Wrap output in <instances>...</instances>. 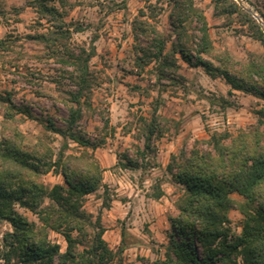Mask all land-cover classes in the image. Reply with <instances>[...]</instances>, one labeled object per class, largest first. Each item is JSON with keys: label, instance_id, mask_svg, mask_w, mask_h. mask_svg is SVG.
<instances>
[{"label": "trees", "instance_id": "1", "mask_svg": "<svg viewBox=\"0 0 264 264\" xmlns=\"http://www.w3.org/2000/svg\"><path fill=\"white\" fill-rule=\"evenodd\" d=\"M211 1L216 14L247 24L264 47V31L243 6L235 0ZM33 5L49 24L46 33L35 38L60 64L63 81L59 85L65 84L67 115L59 127L46 119V130L63 141L55 159L42 139L26 144L14 131L0 140V221L11 228L2 236L0 263L109 264L112 251L102 239L100 221L91 223V216L82 209L83 198L95 193L102 180V169L87 149L94 150L103 141H91L79 125L82 100L89 107V94L98 84L89 67L95 52L69 47L70 33L60 12L41 0ZM167 6L169 34L158 30L143 11L131 23L130 58L140 73L153 65L148 72L157 84L179 83V60L189 68H202L212 79L221 78L231 90L264 102V56L250 55L240 61L227 51L216 52L206 18L194 0H167ZM258 15L264 23V13ZM8 44L0 38V51ZM257 115L256 124L246 131L235 136L213 132L203 141L205 147H198L196 141L179 158L171 156L165 171L183 188V195L175 203L176 215L169 218L163 257L145 264H264V108ZM141 131L142 147L132 157L123 155L124 163L118 166L143 169L154 160L153 140L163 135L157 107L148 120H142ZM69 142L83 150L66 154ZM50 170L62 177V185L44 186L41 176ZM232 194L242 202L235 203ZM162 196L158 190L152 198ZM45 199L49 204L42 207ZM15 205L35 215L37 223L16 212ZM234 207L243 218L239 234L229 226L228 213ZM49 232L63 237L65 251L49 240ZM117 250L121 252L123 246Z\"/></svg>", "mask_w": 264, "mask_h": 264}, {"label": "rangeland", "instance_id": "2", "mask_svg": "<svg viewBox=\"0 0 264 264\" xmlns=\"http://www.w3.org/2000/svg\"><path fill=\"white\" fill-rule=\"evenodd\" d=\"M36 1L0 0V38L9 42L7 48L0 51V140L14 131L22 135L26 144L42 139L55 159L63 141L46 130L45 125L47 118L58 127L63 124L67 110L62 90L66 88L65 84L59 85L63 81L60 64L35 38L46 33L49 27L40 19L33 5ZM41 1L60 12L70 33L69 47L84 48L87 52L93 48L95 52L89 67L98 77V84L89 94V107L82 100L79 121L91 141H103L96 149H87L99 164L104 161L106 165L102 168L100 164L104 173L93 194L101 197L103 207L108 208L112 200L135 199L140 200V204L145 199L155 200L152 195L159 190L171 202L161 223L165 227L164 221H167L170 227L169 218L177 213L175 203L183 195V188L174 184L165 171L171 156L179 158L196 141L198 147H205L203 141L213 132L235 136L246 131L256 124L257 111L264 108V102L243 92L236 93L221 78L212 79L202 68H189L179 60L177 75L182 77L179 83L162 81L157 84L154 75L148 72L153 65L141 73L133 66L130 58L133 19L143 11L158 30L169 34L167 0ZM194 4L206 18L216 52L227 51L240 61L250 55L264 56V47L247 24L234 16L216 14L211 0H194ZM263 4V0L240 2L253 17L260 19L254 17L262 30L264 23L258 12L264 13ZM169 47L168 44L167 49ZM155 107L163 135L153 140L154 160L143 169L118 166V162L124 163L123 155L132 157L136 149L142 147V120H148ZM82 150L69 142L65 153L77 154ZM41 181L50 188L58 184L61 177L50 170L41 176ZM126 192L133 195L128 199ZM231 198L235 203L242 202L235 194ZM85 201L83 198L82 209L93 216L83 208ZM48 204L45 199L42 207ZM158 209L155 206L152 212ZM15 210L37 223L30 212L17 205ZM136 211L132 208L129 214L138 215L140 212ZM228 217L232 233L239 234L243 218L236 207L229 211ZM127 225L131 226V220L122 222L124 228ZM148 225L147 221L137 224L139 233L136 236L124 230L119 245L108 248L112 251L109 264H145L162 258L170 228L167 232L162 228L160 237H152ZM10 229L7 222L0 221V244L3 234ZM88 230L92 232L91 227ZM48 238L65 251L66 243L60 234L49 232ZM119 246H123L121 252L117 250Z\"/></svg>", "mask_w": 264, "mask_h": 264}, {"label": "crops", "instance_id": "3", "mask_svg": "<svg viewBox=\"0 0 264 264\" xmlns=\"http://www.w3.org/2000/svg\"><path fill=\"white\" fill-rule=\"evenodd\" d=\"M236 93H239V91H236ZM100 162H101L100 163L101 166H103L102 168H106V165H104V161H100ZM58 184L60 185L63 184L62 177H61V181ZM126 193H127L126 194L127 198L129 199L132 193H128V192ZM134 196L137 197V195L135 194ZM84 198L86 201L83 208H86L87 212L93 215L91 216V219H93L94 221L96 219H99L101 228L103 230L102 239L107 245V247L110 249H113L117 245H119L121 240V235L122 232H124V230L136 236L139 233V226H137V224H139L142 221L148 222L149 225L147 226V228L150 230L152 237H156V236L160 237L162 228L165 229V232H167V230H169L170 228L167 221L166 222L164 221L165 227H163L161 224L165 219L164 217L166 216L167 210L169 208L168 206L171 203L164 194L159 199H155V200L145 199L144 203L142 204L138 203L140 202V200L137 201L135 199L131 201L130 199L128 201L127 200L125 201V199L112 200L109 203L108 208L103 207L102 198L99 197L98 195L88 194ZM149 200L151 203L148 202ZM155 206L156 208L159 209L152 212V209ZM132 208L135 211L137 210L136 212H140V213L138 215L134 214V212L133 213L131 212V214H129V211ZM124 220H131V226L127 225V227L124 228L122 226V222ZM162 239L164 240V238ZM165 243L166 240L163 241V244ZM60 251L63 252L62 248H60Z\"/></svg>", "mask_w": 264, "mask_h": 264}, {"label": "water", "instance_id": "4", "mask_svg": "<svg viewBox=\"0 0 264 264\" xmlns=\"http://www.w3.org/2000/svg\"><path fill=\"white\" fill-rule=\"evenodd\" d=\"M238 4H240V2H241V0H235ZM254 17L258 20V21H260V19L257 17V16H255L254 15ZM263 31H264V26H263Z\"/></svg>", "mask_w": 264, "mask_h": 264}]
</instances>
